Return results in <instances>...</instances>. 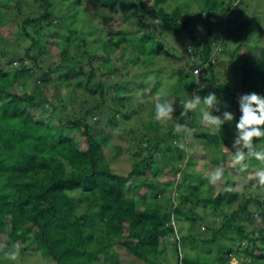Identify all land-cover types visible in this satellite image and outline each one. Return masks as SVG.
Segmentation results:
<instances>
[{
    "label": "trees",
    "instance_id": "trees-1",
    "mask_svg": "<svg viewBox=\"0 0 264 264\" xmlns=\"http://www.w3.org/2000/svg\"><path fill=\"white\" fill-rule=\"evenodd\" d=\"M59 1L73 3L72 0ZM176 1L154 0L157 8H146L141 1L95 0L100 9H113L117 5L125 9L136 8L139 15L134 19L135 29L112 31L113 35L109 40H102L98 49L89 45L83 33L79 38L69 36L68 48L66 44L56 43L59 61L48 64L46 57L53 52L51 47L56 41L46 42L35 51L34 48L41 39L53 37L47 32L48 26L60 29L50 11L52 1L11 0L12 11L16 16H22L17 37L27 39L28 45L17 57V66L11 65L3 55V61H0V255L4 256L13 245H19L20 253L32 254L36 249L40 257L48 258L51 264H97L100 258L117 264L118 255L113 245L126 248L128 243L132 253L145 264H158L165 244H169L173 255L171 264H230L233 256L241 258L240 264H264V189L255 188L262 192L261 197L251 196L244 194V189L235 188L236 182L230 184L227 179L214 189L206 179L207 190L211 191L207 196L203 190H198L199 184L187 183L186 165L191 163L192 151L185 152L177 146V141L183 139L186 146L190 142L191 148L192 143L195 144L193 136L173 131L175 123L187 122L193 131L191 134L200 142L211 127L201 123L199 111H189L182 117L180 101L191 99L194 94L203 97L215 92L221 112H234L235 120L231 125L225 123L222 126L223 133L218 136L220 141H210L209 146L217 152L210 160L221 164L224 155L231 159L235 123L241 114L237 96L252 91L264 94V43H254L249 47V54L240 56L238 53L246 44L238 40L231 55L236 63L235 69H230L233 76L217 82L213 68L219 51L214 52L213 43L224 45L238 39L227 26L213 41L218 35L214 37L210 17L222 9V4L215 0H199L202 4L198 16L206 23L205 33L197 34L193 27L187 29L192 24V14H186L179 21L181 9L189 0H182L181 7L175 4L171 11L163 9L164 2ZM4 3L0 9L7 10L9 6L4 8ZM22 3L25 11H22ZM242 4L239 0L231 8L238 11ZM238 13L232 21L241 18ZM249 19L258 33L264 31L260 18ZM58 23L65 24L63 16L58 17ZM150 23H156L161 30L170 29L172 43L162 46L160 36L154 37ZM27 28L31 29L32 35ZM65 30L68 35L76 34L70 27ZM216 31L220 32V29L216 28ZM183 32H186L185 46L180 48L173 40H178ZM75 39L81 47L76 46L71 53L69 46ZM146 55L150 57L148 61L144 59ZM182 57H187V67L174 65L173 59L181 60ZM12 61L16 64V60ZM197 68L200 69L198 77L192 72ZM137 70L140 75L135 79L140 78V81L135 88L130 85V73L133 71L136 76ZM29 78H32L33 87L24 88V80ZM197 79L200 83L209 82L213 89L200 87L195 83ZM48 88L52 89V95L45 94ZM144 88L148 89L144 91ZM157 97L174 104L175 118L163 126L162 131L158 130L161 124L147 120L143 125L144 133L134 139L138 150L145 151L144 154L133 161L125 174L116 173L104 158L103 135L117 117L127 120L132 116L138 120L139 110L143 107L148 108V117L152 119L153 102ZM70 106H77L79 111L73 109L71 112ZM124 108L126 111L122 110ZM35 110L38 115L32 113ZM213 114L221 113L213 110ZM253 143L257 150L264 148V138L254 139ZM198 145L201 146V142ZM156 155L166 159L161 168L154 162ZM172 160L182 161V164ZM202 163L206 168L207 164ZM246 163L261 166L254 158ZM164 175L178 187L174 196H162L154 202L153 212H141L136 199L126 194V185L137 182L146 191L156 194L165 188L164 181L169 180L163 178ZM246 181L244 187L247 188L256 183ZM228 184L235 190L225 191ZM216 196L227 204L236 203L222 216L220 224L212 227L205 208L217 209L212 205ZM251 201L255 203L252 209L248 207ZM170 218L176 222L185 219L190 227L200 220L198 222L208 228L209 236L184 234L176 238L174 228L166 224ZM130 220H135L134 226L130 225ZM239 220L253 221L251 229L247 231ZM227 229L234 234V243L222 245L211 258L180 251V244L208 249L218 235H227ZM141 246L153 252L154 258L140 251ZM248 246L253 250L249 251ZM161 259L164 261L161 264H169Z\"/></svg>",
    "mask_w": 264,
    "mask_h": 264
},
{
    "label": "rangeland",
    "instance_id": "rangeland-1",
    "mask_svg": "<svg viewBox=\"0 0 264 264\" xmlns=\"http://www.w3.org/2000/svg\"><path fill=\"white\" fill-rule=\"evenodd\" d=\"M25 1V0H21ZM29 1L30 0H26ZM52 1V7L50 8V11L52 13V17H54V23L58 24L60 29H56V27L48 26L47 32L50 34H53V37L51 39H41L38 43V45L35 46V49L37 50L39 46H43L46 42H55V46H52L51 48L53 49V52L47 55L46 62L48 64L58 62L59 58L57 56V46L56 43H60L63 46L66 44L68 48V44L66 43L68 40L69 36L74 35L76 38H79V34L83 33L86 35L87 42L89 45H91L94 49H98L97 47L99 43L104 40L105 38L109 40V36L113 35L114 30H129L134 28L135 29V18L139 13L137 12L138 10L136 8H130V9H125L119 5L115 6L113 9H100L97 4L95 3V0H74L73 3H67V2H61L59 0H50ZM131 2V0H125ZM138 1H141L146 8H151L148 6L147 0H132L133 3H136ZM152 0V7L157 8V4H155ZM217 3L222 4V9H218V13L214 14L213 16L210 17V20L212 22L211 25V30L213 31L214 37L218 35L217 38H213V41L219 38V35L221 33V29H225L227 26L231 28V30L235 33L234 35L238 37L237 42H228L224 45H219V44H214V52H218V60L214 61V71H215V81L219 82L223 77L229 78L233 75L230 69L236 67V63L234 60L231 58L232 55V50L234 49L235 45L239 42L240 40L243 45H245L244 48L240 49L239 53L240 56H245L249 54V50L251 46L254 45V43L257 44H263L264 43V31L262 33H258L255 29V24L252 22L249 18H252L254 16L260 18L261 20V25L264 26V0H242L243 1V6L241 9L234 10V8H231V5L234 4L235 2H238L239 0H215ZM5 2L3 5L4 8H9L6 9H0V61H3L2 55L4 56V59H8L10 64L13 66H17V63L19 62L17 57L21 56L22 50L24 49L25 46L28 45V40L24 39H19L20 37L18 36V24L22 16H16L14 11H12L11 0H0V6H2V3ZM182 0H177L176 3L173 2H164L163 3V9L165 11H171L174 8L175 4H182ZM186 7H182L181 9V15L179 16V21H181L184 16L188 13L192 14V24L187 26V29L193 27L194 31L197 34H204L205 33V20L202 18V16H198L199 13L201 14V1L199 0H189L187 2ZM65 6H68L69 8H65ZM180 6V5H179ZM227 6V8H226ZM181 7V6H180ZM22 11H25L26 7L24 3L21 5ZM230 9V10H229ZM239 12V13H238ZM234 13V14H233ZM235 13L240 14L241 18L236 19V22L232 21ZM233 14V15H232ZM63 16L65 19V24L60 25L58 23V17ZM146 16L143 14V17ZM239 16V17H240ZM238 17V18H239ZM51 20V18H50ZM105 21V23H104ZM52 22V20H51ZM155 22V21H153ZM152 24V23H150ZM152 24V32L154 37L160 36L162 42V46L167 45L168 43H172V35H171V30L166 29V30H161V28L158 29V26ZM240 25V26H239ZM238 26V27H237ZM68 27L75 29L76 34H67V29ZM215 27V28H214ZM216 28L220 29V32L216 31ZM215 29V30H213ZM31 35L32 31L30 28L26 29ZM161 30V31H159ZM65 31V32H64ZM158 33H161V35H158ZM186 36V32H183L178 40H173L175 44L179 45L180 48L184 43V38ZM241 36V37H240ZM19 39V40H18ZM22 40V41H21ZM19 43H15L18 42ZM78 40L75 39V41L71 42V48L69 46V50L74 51V48L76 46L80 49L81 46H78L79 43H77ZM188 42V41H185ZM77 43V44H75ZM173 44V45H175ZM108 45V43H106ZM51 46V45H50ZM122 48V47H121ZM125 47L123 46L122 49ZM177 49V48H176ZM178 50V49H177ZM101 51V49L99 50ZM215 55V54H214ZM235 55H237L235 53ZM233 54V56H235ZM41 59V58H40ZM145 61H148L150 57L146 55L144 57ZM12 60H16V64H13ZM187 57H182L181 60L173 59L174 65L176 64L177 66L184 64L185 67L187 65L185 62H187ZM114 61H117L114 58ZM229 61V62H228ZM62 64L63 61H60ZM230 63V64H229ZM140 64V62H139ZM142 64V61H141ZM43 66V64L41 65ZM142 68L146 69L145 66ZM135 69V68H134ZM135 71V70H134ZM142 71V70H141ZM133 72V71H132ZM130 73V85L135 86L137 88V85L139 84L138 82L140 81L139 79H135V77H139L140 71L137 70L136 72L139 73L136 76L133 75V73ZM235 77V76H234ZM100 77H97V79ZM32 78L25 79V85L24 88H32ZM233 79V78H232ZM40 83V82H39ZM213 85L210 84L207 81L201 82L200 87H208L213 89ZM45 92L49 96L51 94L52 89L48 88ZM134 90V87L132 88ZM148 88H144L143 90L146 91ZM52 95V94H51ZM54 95V94H53ZM135 105V104H133ZM125 106L128 108L127 112L129 113V106L127 101H125ZM70 111L72 112L73 109L76 111L77 106L72 107L70 106ZM153 112L155 111V102H153ZM126 108L122 109L123 111H126ZM68 109V107H67ZM83 111V109L81 110ZM199 111V109L195 110ZM34 115H38V111H32ZM42 116H46V114H42ZM148 116V108H141L139 110V117L138 120L130 116L127 120L122 119L121 117H117L116 121L112 125L111 128L106 127L105 134L103 135L105 139V144L103 145V155L106 161L108 162L110 168L115 171L116 173L119 174H125L127 171L130 170L133 161L136 159H140L142 155L144 154L145 151H139L138 146L136 142L134 141L135 138L139 137L142 133H144V128L143 125H145V122L147 120H151L152 123H155V121L150 119ZM153 117V116H151ZM175 118L173 114V119ZM173 121V120H172ZM171 122V121H169ZM102 127V128H103ZM189 132L186 134H189L190 136H193V142L192 146L190 148V142L186 146V150L192 151V159L190 160L191 163L186 165V174L188 176L187 183L191 185H196L199 184L197 187L198 190H203L204 194L207 196L210 195L211 191L207 190V181H206V174L211 172L217 165H223L225 167V176L226 178L231 182H236L238 190L242 191L244 189L245 193L248 195H260L262 192H257L252 186L247 188L244 187L246 185V179L248 172H239L237 166L236 168L232 167L231 159L227 155H224L223 157V162L221 164H216L210 158L214 156L216 152V148H213L212 146H209L211 144L210 141H215L218 142V136H220L223 131L221 129H215L212 128L206 133V136L201 137V146L198 144L200 142H197L198 140L195 139V136L192 135L193 131L190 126H188ZM164 127L162 125H159L158 130L162 131ZM192 133V134H191ZM177 142H183L184 140L181 139L180 141ZM119 147V149H116V147ZM186 150H183L186 152ZM235 151V149H234ZM226 154L225 152H223ZM186 154V153H185ZM166 159L164 157H161L160 155H156L154 158V162L157 166L161 168L163 163L165 162ZM173 161V160H172ZM178 164H182V161H173ZM187 162V161H186ZM202 162H205L206 168H204V164ZM202 163V165H201ZM249 165L248 171H252L256 166H252L250 163H247ZM198 174H201V176H198ZM179 174H176L178 176ZM163 178L169 179L168 181L165 182V188H161L159 193L153 194L151 192H148L145 190L143 186H141L137 182H129V185H126L124 190L126 194L132 195L136 199V203L138 205V208L141 209V212L147 213L153 212L155 208V203L157 200H159L162 196H169L173 195L175 193V188H178L175 186L174 181H170V178L168 176H162ZM179 179V178H178ZM146 181L147 178H144ZM179 181V180H178ZM239 183V184H238ZM220 184V183H219ZM228 184V185H230ZM218 186L215 185L212 187L215 189ZM241 186V187H240ZM248 186V185H247ZM243 187V188H242ZM180 188V187H179ZM182 188V187H181ZM180 188V189H181ZM246 188V189H245ZM248 191V192H247ZM212 205L217 207L215 211H211L209 206L205 208V211L207 212V215L209 217V222H211L212 227H217L220 222L222 221V216L228 212L235 206L236 202H232L230 204H227L226 202L222 201L219 199L218 196L214 197L212 201ZM164 204V202H162ZM210 205V204H207ZM205 205V206H207ZM255 203L254 201H251L248 204V207L250 209L254 208ZM199 210V209H197ZM200 212V210L198 211ZM201 213V212H200ZM200 220H197L196 223L192 224L190 227L188 222L185 219H182L178 222H176L173 218H170L169 221L166 223L167 225H170L174 228V235L179 237L180 235L184 234H189V235H198L200 237H208L209 236V230L206 228L205 224L203 222H198ZM258 221V220H255ZM129 223L131 226L135 225V220H130ZM239 223H241L245 229L248 231L251 229L253 221L251 220H239ZM260 223V222H259ZM264 225V224H263ZM33 230H35L33 227H31ZM227 235L226 236H221L218 235L216 241L212 242L207 248H203L202 246H197V245H192V244H185L182 246L180 244V251H187L189 255H197V256H202V258L205 257H213L214 254L216 253L217 249H219L222 245H229L234 243L233 241L235 236L233 233L228 232L227 229ZM170 240V237L168 238ZM2 243V240H0V245ZM126 248L124 245H113V250L117 253L118 259H117V264H145L141 258L135 254H133L132 249L130 248L129 244H125ZM129 249V250H128ZM194 249V250H193ZM249 251L253 250L251 246H248L247 248ZM140 251L147 253L151 259L154 258V253L150 252V250L145 247L141 246L139 248ZM35 253H20L19 258L16 261H10L7 260L4 256L0 255V264H41L42 262H47L51 264L50 260L48 258L42 259L40 257V253L35 249ZM31 252V251H30ZM100 257V256H98ZM161 258L165 260V262H168L169 264L172 263L173 261V255L171 254V248L169 244H165V247L162 250V255L158 258V260L161 262L163 261ZM241 259V258H240ZM240 259L237 257L233 256L230 260V264H240ZM100 262L98 261L97 264H110L107 259L102 260L100 258ZM157 260V259H156ZM158 262V264H161ZM164 262V261H163Z\"/></svg>",
    "mask_w": 264,
    "mask_h": 264
},
{
    "label": "clouds",
    "instance_id": "clouds-1",
    "mask_svg": "<svg viewBox=\"0 0 264 264\" xmlns=\"http://www.w3.org/2000/svg\"><path fill=\"white\" fill-rule=\"evenodd\" d=\"M132 2V0H131ZM148 6L152 7V0H147ZM194 75L197 77L200 74V69H195ZM200 85L199 79L195 81ZM240 116L235 123V136L232 143V148L235 149L231 155L232 167L239 166L238 171L248 172L247 180L255 181L252 187L264 189V148L257 150L254 145V139L264 138V94L255 91L249 93H242L237 96ZM180 105L182 111L180 115L186 117L189 111L199 109L201 113V123L206 124L215 129H221L225 123L231 125L235 120V113L229 110L221 112L220 101L215 92H209L207 95L201 97L199 94H194L191 99L181 100ZM215 112L220 115L213 114ZM175 106L168 100H161L159 97L155 99V111L153 120L162 126H166L169 121L173 120ZM174 133L189 132L188 124L175 123L173 127ZM177 146L186 150L185 143L177 142ZM254 158L261 165L248 171L249 165L247 160ZM225 167L217 165L211 172L206 174V179L210 185H217L219 183H226ZM225 191H234L232 185H228ZM2 250V249H0ZM19 245H13L12 249L4 252V257L10 261H16L19 258Z\"/></svg>",
    "mask_w": 264,
    "mask_h": 264
},
{
    "label": "built area",
    "instance_id": "built-area-1",
    "mask_svg": "<svg viewBox=\"0 0 264 264\" xmlns=\"http://www.w3.org/2000/svg\"><path fill=\"white\" fill-rule=\"evenodd\" d=\"M195 69L192 70V72L194 73Z\"/></svg>",
    "mask_w": 264,
    "mask_h": 264
}]
</instances>
